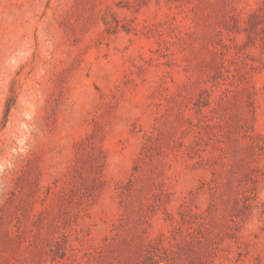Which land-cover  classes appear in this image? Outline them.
<instances>
[{
    "label": "rangeland",
    "instance_id": "obj_1",
    "mask_svg": "<svg viewBox=\"0 0 264 264\" xmlns=\"http://www.w3.org/2000/svg\"><path fill=\"white\" fill-rule=\"evenodd\" d=\"M0 264H264V0H0Z\"/></svg>",
    "mask_w": 264,
    "mask_h": 264
}]
</instances>
